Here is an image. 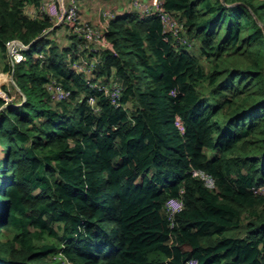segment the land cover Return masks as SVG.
<instances>
[{
	"label": "trees",
	"instance_id": "16d2710c",
	"mask_svg": "<svg viewBox=\"0 0 264 264\" xmlns=\"http://www.w3.org/2000/svg\"><path fill=\"white\" fill-rule=\"evenodd\" d=\"M40 2L0 0V73L24 96H0V264H264V0H163L189 43L117 15L91 75L84 40L25 12Z\"/></svg>",
	"mask_w": 264,
	"mask_h": 264
},
{
	"label": "built area",
	"instance_id": "2783aa9c",
	"mask_svg": "<svg viewBox=\"0 0 264 264\" xmlns=\"http://www.w3.org/2000/svg\"><path fill=\"white\" fill-rule=\"evenodd\" d=\"M132 4L133 9L143 14H157L162 19L167 34H173L178 40L189 43L186 35H183V33H185L183 23L166 10L163 0H155L154 3H148L144 0H133ZM79 10L80 8L77 0H52V3L48 5L46 11L42 10V13L49 14L56 22L65 21L70 25L73 33L84 40L85 49L95 55L90 58H81L75 61L73 67L78 72L90 74L96 68L95 64L98 61L96 54L109 46L104 33L116 14L112 8L106 9V11L103 12L104 22H102V28L99 29L89 22H84L81 19ZM166 38H168V35ZM27 48L28 46L18 39H10L7 41V50L13 62L25 59L24 51ZM41 57L44 58V55H41ZM102 88H104L105 93L111 95L114 102L119 98L122 89L118 81H114L111 88H105L104 86H102ZM48 89L52 97L56 100H65L71 97V91L64 88L63 85L56 80L48 85ZM91 101H94V98H91ZM176 123L179 128L184 131L185 126L181 116H176ZM193 173L203 178L208 187H216L215 178L211 174L204 170H194ZM260 189L264 190V186ZM178 204L182 205L183 208V202L177 198H171L167 203L170 210L171 207H175ZM185 264H197V261L195 259H189Z\"/></svg>",
	"mask_w": 264,
	"mask_h": 264
},
{
	"label": "rangeland",
	"instance_id": "374dc122",
	"mask_svg": "<svg viewBox=\"0 0 264 264\" xmlns=\"http://www.w3.org/2000/svg\"><path fill=\"white\" fill-rule=\"evenodd\" d=\"M79 4V14L81 16V19L84 22H89L94 27L102 28V22H104V16L103 12L106 11V9H109L110 7L116 6L117 1H124V7L123 9H117L113 7L114 12H128V10H133V0H107L109 3H112L111 6H107V2H103L102 0H77ZM146 2H149V0H145ZM52 3V0H41L40 5L38 9L32 5L28 4L25 8V12L30 16H36L38 10L40 9L41 13L42 10L46 11L48 8V5ZM101 3V4H100ZM102 3H105L102 5ZM102 6V8H100ZM101 10V14H99V18L96 15V12H99ZM55 22V21H54ZM62 24V25H60ZM59 29L56 32L50 33L49 38H52L53 40L57 41V44H59L61 47L68 46L69 45V33L73 32L70 25L66 22L59 23ZM82 42V41H81ZM82 44H84L82 42ZM82 50V49H81ZM80 50V51H81ZM83 50H85V47H83ZM7 60L10 61V58L8 57ZM4 66V59L0 56V69H2ZM72 68V67H71ZM73 69V68H72ZM74 70V69H73ZM2 76L0 77V96L2 95L5 97L9 102L13 103H20L22 99L24 98L21 91L18 89L17 85L13 80L11 79L10 73H0ZM3 157V153L0 152V158Z\"/></svg>",
	"mask_w": 264,
	"mask_h": 264
},
{
	"label": "clouds",
	"instance_id": "9594fccd",
	"mask_svg": "<svg viewBox=\"0 0 264 264\" xmlns=\"http://www.w3.org/2000/svg\"><path fill=\"white\" fill-rule=\"evenodd\" d=\"M145 1V0H144ZM146 2V1H145ZM154 2H155V0H154ZM148 3H152V2H148ZM110 8H112V7H110ZM113 9V8H112ZM134 10V9H133ZM130 11H132V10H128V12H130ZM138 11V10H137ZM124 13H127V11L126 12H115V16H117V15H120V14H124ZM113 19V18H112ZM53 21H55V20H53ZM61 22H65V21H61ZM61 22H56L55 21V26L56 25H58L59 23H61ZM70 33H72V34H74L73 32H70ZM75 35V34H74ZM77 36V35H76ZM25 44V43H24ZM27 45V44H26ZM28 46V48L30 47V45H27ZM27 48V49H28ZM87 50V49H86ZM8 51V50H7ZM9 54V53H8ZM24 55H25V59L27 58V56H26V54H25V51H24ZM40 55H44L43 53H41ZM9 57H10V55H9ZM43 58V57H42ZM25 59H22V60H25ZM44 59H45V55H44ZM10 61L12 62V63H14V62H17V61H12V59H11V57H10ZM72 67H73V65H72ZM73 69H74V67H73ZM75 70V69H74ZM76 71V70H75ZM94 72V71H93ZM92 72V73H93ZM81 73V72H80ZM92 73H90V74H85V75H91ZM82 74H84V73H82ZM11 79L13 80V77H12V75H11ZM13 82H14V80H13ZM94 85V83H90V85ZM97 85V84H96ZM2 96V95H1ZM3 97V96H2ZM5 98V97H4ZM6 99V98H5ZM169 201V200H168ZM168 201H167V203H168ZM167 203H166V205H167ZM167 207H168V205H167ZM182 210V205H176L175 207H171V211H172V213L174 214L175 212H177V211H181Z\"/></svg>",
	"mask_w": 264,
	"mask_h": 264
},
{
	"label": "crops",
	"instance_id": "0c3cea01",
	"mask_svg": "<svg viewBox=\"0 0 264 264\" xmlns=\"http://www.w3.org/2000/svg\"><path fill=\"white\" fill-rule=\"evenodd\" d=\"M103 2H107L106 3V5L109 7V6H111V4L112 3H109V1H107V0H102ZM115 1V0H114ZM149 2H152V3H154V0H149ZM101 4V3H100ZM103 4H105V3H102V5ZM113 7H115V8H117V9H123V7H124V1H117V3H116V6H113ZM112 7V8H113ZM100 8H102V6L100 7ZM99 14H101V10H99V12H96V15L98 16V18H99Z\"/></svg>",
	"mask_w": 264,
	"mask_h": 264
}]
</instances>
